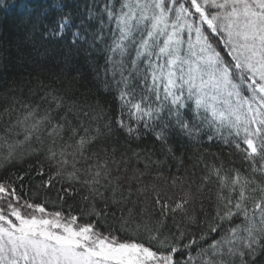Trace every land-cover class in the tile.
<instances>
[{
	"label": "snow or ice",
	"instance_id": "6c2138e0",
	"mask_svg": "<svg viewBox=\"0 0 264 264\" xmlns=\"http://www.w3.org/2000/svg\"><path fill=\"white\" fill-rule=\"evenodd\" d=\"M6 7H10L8 0H0V9ZM49 7L58 14L44 34L58 39L68 35L72 45L91 41L98 46L104 43L106 26L112 25L107 28L112 35L106 47L121 60L114 61L113 55L107 60L121 69L117 99L136 126L122 117L115 123L128 137L139 139L143 131L161 145L163 154L174 158L173 133L189 139L203 133L210 141L220 138L241 166L229 167L227 161L214 164L195 188L188 177L164 175L160 167L148 174L136 170L129 175L131 165L124 154L117 159L115 149L107 151L112 124L100 125L105 119L102 110L68 104L66 93L54 91H47L40 103L21 101L23 114L16 116L14 124L25 127L24 139L14 144L5 140V163L31 147L33 139L43 142L37 133L44 132L52 140L49 159L56 160L58 167L40 187H54L52 181L67 172L69 156L74 169L69 177L80 175L75 170L77 157L88 153L87 159L96 163L84 170L86 178L81 177L88 195L82 197L87 204L79 217L71 212L48 213L45 205L24 200L14 183L0 181V264H180L175 254L201 240L207 243V249L201 246L199 253L205 257L203 264H255L257 253L264 252V0H100L99 8L92 0L78 21L70 9L64 10L63 0H50ZM21 8L26 14L20 27L26 28L34 18L27 3ZM47 14L45 9L39 15ZM125 63L131 64L128 76L123 74ZM132 80L137 82L134 86ZM14 111L4 109L10 116ZM93 122L97 127H92ZM96 144L103 146L90 152ZM57 146L63 159L57 157ZM133 155L139 159L144 153ZM145 159L149 164L161 163L152 162L151 155ZM39 175H44L43 166ZM71 183L61 188L70 196L76 194ZM125 183L130 194L134 189L146 197L153 211L141 209L134 214L129 208L118 222L126 230L132 227L134 215H139L133 231L142 229L147 244L143 237L122 239L108 223L109 212L95 202L99 197L109 207L100 187L115 194ZM209 183L216 185L214 213L205 210V201L212 200ZM128 202L123 193L115 201L122 213ZM85 214L96 217L95 221L80 223ZM111 215L115 219V213ZM154 216L161 219L153 222ZM177 216L181 217L177 233L161 239L163 218ZM201 223L206 227L197 237L190 225Z\"/></svg>",
	"mask_w": 264,
	"mask_h": 264
},
{
	"label": "trees",
	"instance_id": "16d2710c",
	"mask_svg": "<svg viewBox=\"0 0 264 264\" xmlns=\"http://www.w3.org/2000/svg\"><path fill=\"white\" fill-rule=\"evenodd\" d=\"M25 3L31 9L34 18L33 23L28 24L26 28L20 27V20L26 14L21 5ZM63 3L66 6L64 10L70 9L78 21L83 18L86 6L91 4L92 0H63ZM49 4L50 0H8L10 7L0 9V181L14 183L24 200L45 205L48 213L61 211L68 214L71 212L79 217L87 204V201H84L82 197L88 195V189L83 186L81 177H85L84 170L90 164L96 163L95 160L87 159L88 153H85L83 158L77 157L75 170H79V177H69L68 175L74 171L73 160L69 156L68 164L65 166L67 172L63 177L52 181L54 187L51 189L40 187L42 182L49 180L54 175L58 167L56 160L49 159L48 148L51 146L52 140L48 137L47 132L37 133L43 142L33 139L31 147L24 148L16 154L11 163L4 162L3 157L8 148L5 140L8 139L10 143L14 144L17 140L22 141L24 139L25 127L14 124L16 116L23 114L20 102L23 101L26 104L40 103L41 97L47 91H54L58 95L66 93L68 104L75 102L85 106L91 105L97 109V112L103 111L105 119L100 121V125L112 124L110 138L107 141V151L111 153L115 149L117 159L120 158L121 153L124 154L125 159L131 165L129 175L136 170L148 174L151 168L160 167L163 169L164 175L171 172L188 177L190 181L194 182L193 187L195 188L202 183L208 169L214 164L219 166L223 161H227L229 167L241 166L240 159L230 156L228 150L223 147L220 138L210 141L208 136L203 133L195 139L173 133L170 143L174 148V158L172 154H163L161 145L156 143L151 135H146L143 131L139 139L135 136L128 137L127 133L119 129L115 123L118 117H122L125 123H131L133 127L136 126L135 122L129 119L127 109L117 99L119 95L117 82L121 79V69L118 66L114 68L113 64L107 60L109 55H113L108 52L106 47L107 44L111 43L112 35L111 32L107 31V28L112 27V25L106 26L104 43H98V46L92 44L91 41L88 44L72 45L68 35L58 39L55 36L44 34V29L58 14L49 7ZM96 4L99 8L100 0H96ZM45 9L48 11L47 16L40 18L39 14ZM217 46L225 51L222 44ZM113 60L119 62L121 58L113 55ZM129 69H131V64L125 63L123 71L125 76L129 75ZM113 74L115 78H113ZM136 83L135 80L131 81L133 86ZM120 87L123 85L121 84ZM139 91L137 89L138 95ZM9 107L15 110L11 116L4 112V109ZM84 123L85 125L89 123L87 118H84ZM92 127H97L95 122L92 123ZM65 139L67 140V137ZM102 146V144H96L89 151L95 152L97 148ZM55 150L58 159H63L64 157L59 156L60 149L58 146ZM68 151L71 152V149ZM164 151L166 152V149ZM137 152H142L144 155L138 159L133 155ZM146 155H151L152 162L159 161L161 163L149 164V161L145 159ZM146 164H149L148 170L145 169ZM41 166H43V176L39 175ZM244 168L246 169L247 165H244ZM92 171L95 172L96 169L93 168ZM19 176H23L24 179L21 181L18 179ZM155 176L156 173L151 172V177L155 178ZM212 179L215 181V176ZM69 180L72 181L71 187L76 193L72 196L61 191L62 187H68ZM208 188L212 190V200L205 201V210L214 213L215 183H209ZM100 191L104 193L110 206L106 207L104 200L99 197L95 202L99 208L109 212L108 223L112 228L120 232L122 239L131 238L138 241L143 237L147 244V234L142 229L138 232L133 231L136 223L141 219L139 215H134L132 227L126 230H122L118 222L122 214L127 215L129 208L133 209L134 214L139 213L141 209L152 212L151 203L147 198L143 195L138 196L134 189L130 194L127 183L122 188H117L115 194L111 190H106V187H100ZM121 193L124 197H128L129 201L124 205L123 213L115 203V201L120 200ZM60 196L65 197V199L60 200ZM113 212L115 219L111 215ZM95 219L96 217L85 214L79 222L85 223L90 220L95 221ZM143 219L146 223L147 215H144ZM157 219H161V217L154 216L153 222ZM180 221V216H177L175 220L170 217L163 218L161 239L170 237L171 233H177V225ZM205 227L206 224L204 223L192 224L190 225V232L199 237L200 230ZM211 239L212 237L209 236L208 243H211ZM187 242V240L183 241V243ZM153 246L155 248V242H153ZM201 246L207 249V243L202 240L199 241L198 245L194 244L191 248H181L180 252L175 254V259L180 264H203L205 257L199 254ZM189 256L192 257L191 261ZM254 261L255 264H264V252H258Z\"/></svg>",
	"mask_w": 264,
	"mask_h": 264
},
{
	"label": "rangeland",
	"instance_id": "374dc122",
	"mask_svg": "<svg viewBox=\"0 0 264 264\" xmlns=\"http://www.w3.org/2000/svg\"><path fill=\"white\" fill-rule=\"evenodd\" d=\"M218 39H220L219 37H217ZM185 39H186V37H185ZM194 39H195V37L193 36V41H194ZM223 45V44H222ZM227 51V49H225V52ZM188 103H191V101H189ZM227 133H225V135H226ZM39 215V214H38Z\"/></svg>",
	"mask_w": 264,
	"mask_h": 264
}]
</instances>
